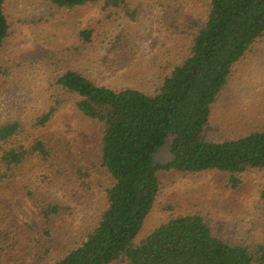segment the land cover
Here are the masks:
<instances>
[{"label":"trees","instance_id":"16d2710c","mask_svg":"<svg viewBox=\"0 0 264 264\" xmlns=\"http://www.w3.org/2000/svg\"><path fill=\"white\" fill-rule=\"evenodd\" d=\"M9 1L0 0V92L16 99L5 92L24 69L8 49L15 27ZM40 1L52 16L98 8L101 18L63 50L37 54L49 73L45 92L28 114L17 95L19 112L0 121V199L12 186L36 209L39 264L51 258L49 240L73 211L67 199L83 207L99 193L100 206L80 238L49 264H264L263 241L223 238L201 208L171 213L140 237L163 190L161 173L217 172L239 189L247 173L264 171V128L232 140L207 135L236 66L264 43V0H204L197 9L196 0ZM144 27L158 31L149 51L137 47ZM104 43L103 77L78 66ZM67 109L96 127L86 158L62 130L40 135ZM171 136V158L157 162ZM73 150L81 160L74 168ZM11 212L0 203V264L24 259Z\"/></svg>","mask_w":264,"mask_h":264},{"label":"rangeland","instance_id":"374dc122","mask_svg":"<svg viewBox=\"0 0 264 264\" xmlns=\"http://www.w3.org/2000/svg\"><path fill=\"white\" fill-rule=\"evenodd\" d=\"M204 0H196L195 9ZM7 12L14 23V31L8 42L10 54L17 52L23 65L18 71L17 79L6 89L12 99L0 92V121L17 114V95H23V104L27 114L37 99L45 92L49 73L44 70L39 55L52 54L64 46L73 44L77 33L101 18L98 8L80 10L69 14H51L47 5L40 0H10ZM125 23V21H124ZM137 47L152 49L151 42L158 38V31L151 29L150 33L140 35ZM105 43L96 50L91 49L88 55L80 57L76 62L79 67L89 69L93 74L103 73L101 57L104 55ZM62 48V49H61ZM148 50V51H149ZM28 57V60L25 58ZM148 57H144L143 63ZM33 61V62H32ZM34 61L35 65L34 66ZM44 64V63H43ZM39 67V69H37ZM19 112V111H18ZM264 128V43L256 45L254 52L236 66L233 77L214 107L207 135L212 140H232L248 134L251 131ZM56 130L71 139L75 145H80L85 152L79 155L86 158L88 152L94 149L97 142V130L94 123L84 119L73 110L59 112L57 117L40 135H48ZM173 137L166 139L164 146L156 156L157 162H166L171 158L170 146ZM69 152V166L80 165L77 150ZM76 154V155H75ZM90 154V153H89ZM163 190L156 207L148 217L140 237L152 232L159 224L166 221L171 213L184 210L203 209L219 235L235 242H264V171H252L244 176V182L239 189H233L228 183V177L209 172L203 175L183 176L177 173L160 174ZM67 199L73 206L70 215L61 220V234L50 239L52 247L51 258L42 264H49L71 249L80 238L83 228L91 221L95 211L100 206L101 193L85 206L76 207L71 198ZM1 206L12 211V222L22 234L24 259L20 264H39L35 256L39 249L40 231L39 216L25 193L9 187L0 199ZM16 264V263H15Z\"/></svg>","mask_w":264,"mask_h":264}]
</instances>
